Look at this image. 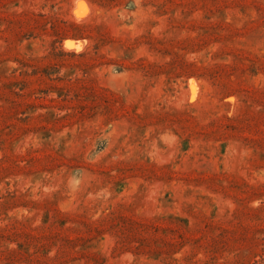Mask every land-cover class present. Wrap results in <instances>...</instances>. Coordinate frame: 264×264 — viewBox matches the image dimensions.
I'll return each instance as SVG.
<instances>
[{"label":"rangeland","instance_id":"374dc122","mask_svg":"<svg viewBox=\"0 0 264 264\" xmlns=\"http://www.w3.org/2000/svg\"><path fill=\"white\" fill-rule=\"evenodd\" d=\"M0 264H264V0H0Z\"/></svg>","mask_w":264,"mask_h":264},{"label":"bare ground","instance_id":"6f19581e","mask_svg":"<svg viewBox=\"0 0 264 264\" xmlns=\"http://www.w3.org/2000/svg\"><path fill=\"white\" fill-rule=\"evenodd\" d=\"M79 20H80V19H79ZM66 46L72 48V47H74L75 45H74V43L66 42Z\"/></svg>","mask_w":264,"mask_h":264}]
</instances>
